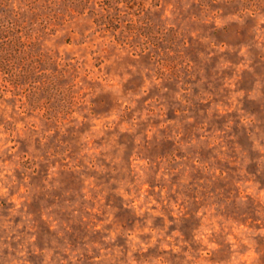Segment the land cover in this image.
<instances>
[{
	"label": "rangeland",
	"instance_id": "1",
	"mask_svg": "<svg viewBox=\"0 0 264 264\" xmlns=\"http://www.w3.org/2000/svg\"><path fill=\"white\" fill-rule=\"evenodd\" d=\"M0 264H264V0H0Z\"/></svg>",
	"mask_w": 264,
	"mask_h": 264
}]
</instances>
